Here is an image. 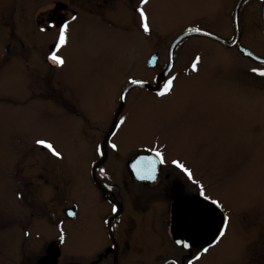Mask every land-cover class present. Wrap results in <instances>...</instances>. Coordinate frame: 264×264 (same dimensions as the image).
<instances>
[{
    "label": "rangeland",
    "instance_id": "rangeland-1",
    "mask_svg": "<svg viewBox=\"0 0 264 264\" xmlns=\"http://www.w3.org/2000/svg\"><path fill=\"white\" fill-rule=\"evenodd\" d=\"M54 1L0 0V264L81 262L98 238L92 214L97 212L93 205L99 195L86 177L91 152L82 124L68 117L77 115L76 106L62 108L68 115L60 113L49 101L53 89L76 90L91 117H111L110 107L117 103L120 89L129 79L161 74L164 67L149 72L146 62L157 54L166 64L169 46L189 28L205 30L226 43L235 39L236 0H149L144 8L150 34L139 28L130 0L118 4L106 0L105 23H94L90 15L78 12L69 42L59 52L66 60L63 68L50 72L39 62L36 69L30 66L26 71L21 58L33 53L30 46L49 43L41 39L44 34L38 38V30L32 32L34 18L40 10L51 9ZM57 1L68 5V0ZM239 8L234 49L190 37L175 52L173 73L178 83L167 98L144 93L127 98L115 165L118 170L130 154L149 148L161 149L167 162L179 159L201 178L205 193L222 202L237 228L248 230L250 250L257 254L258 246H264V77L251 69L264 66L239 54L236 47L264 59V5L261 11V5L251 0L242 12ZM34 48L39 52V45ZM34 55L30 65L36 63ZM196 57L200 61L193 71ZM110 73L118 77L105 83ZM197 74L200 80L193 84ZM59 76L62 86L55 80ZM58 101V106L65 102ZM87 122L85 134L91 132L93 141L100 140L102 126ZM38 138L52 141L62 158L33 148L38 147L34 144ZM76 201L88 233L83 238L80 224L76 240L65 233L60 243L61 230L54 225L67 232L62 211ZM233 223L229 232L237 231ZM241 235L239 231V239ZM239 239L226 236V248L204 257L201 264H230L239 255Z\"/></svg>",
    "mask_w": 264,
    "mask_h": 264
},
{
    "label": "flooded vegetation",
    "instance_id": "flooded-vegetation-1",
    "mask_svg": "<svg viewBox=\"0 0 264 264\" xmlns=\"http://www.w3.org/2000/svg\"><path fill=\"white\" fill-rule=\"evenodd\" d=\"M114 1L118 4L121 0ZM249 1L251 0H242L240 2V12L243 11ZM252 1H255V4L261 5L260 10H263L264 0ZM238 2L239 0H236V4ZM53 3L54 5L51 9L45 11L40 10V12L34 18V28L32 32L35 33L36 30H38V38L41 37L39 36V34H44L41 39L44 38V40L48 41L49 43L43 42L41 44H38L40 50L37 53L34 47L38 45L34 46L35 44H32L30 46V50L32 49L33 53L30 54L29 57L23 55L22 57L24 58H21L23 68H25L26 71H28L27 68H29L30 66L36 69V66L39 62H43L44 66H46V69L50 72L61 69L56 68V66L53 65L51 61L47 60V55L49 53V50L53 46V41H49L45 37V35H48L51 40V38H55L56 34L55 31L43 33L40 31V28L44 27L46 23L52 22L53 19L58 20L60 18H68L70 20L71 15L73 14L78 18V12L90 15L95 19L94 23L98 20L102 23H105L106 0H68V5L55 0ZM91 3H93L92 6L90 5ZM131 4L133 5L132 12H134L138 17V13L135 11V7L139 5V0H130V7ZM236 4L234 5L236 6ZM235 6L233 7V9L235 8ZM34 36L36 35L34 34ZM35 38L37 37H34V39ZM23 40L25 39L23 38L22 43L20 42L22 47L27 45V43ZM43 46H45L44 49ZM232 49H234V47ZM33 55L34 59L36 58V63H33L34 65H30L29 61H31L30 59L33 57ZM166 56V64L160 63V58L158 55L156 66L154 68L146 67L147 71L152 72L159 65L165 68L168 62V55ZM176 57L177 54L174 53L173 67L169 71V73L159 82V85L162 86L166 77L175 76V73H173V68L177 59ZM162 69L159 71L160 73L164 70ZM159 75L160 74H154L149 78L138 79L145 81V83H148L150 87L143 89L132 88L125 93L126 100L122 101V107L120 109L116 122L118 121V118L120 116L125 117L127 104L129 101L127 100V98L130 97V95L134 94L133 98L135 99L137 94L144 93L147 94V96H153L158 100L167 98L170 95L169 94L166 97L156 96V91L158 89L153 90V88L157 86ZM198 75L199 74L195 76L198 78L196 80L194 79L193 84H195V81L200 80V75ZM115 77L117 78L118 76L115 74ZM115 77L112 73H110L109 76L104 78V82L106 81V79L110 82L113 79L115 81ZM61 79L62 78L60 76L58 78L55 77V80L62 86ZM176 83H178L177 80L174 81V90L176 89ZM129 84L130 83H127L123 88L120 89L119 96L121 95L122 90ZM110 85L111 84H109V86ZM28 87H30V85H28ZM52 91H54V95L52 94L51 96H49L51 98V100L49 101L57 106L60 113L68 115V111L62 109L65 106L68 109L70 107L71 109H73L72 106L75 105L77 108V115L74 116L75 118L70 117L69 115L68 117L75 120L77 123L82 124L83 136L87 140L88 149L91 152L92 158L91 163L89 164V169L86 172V177L91 188L94 189V191L96 190L97 194L99 195V198L94 199L95 202L93 205L94 210H96L97 212L92 214V218H94L95 227L98 234L95 247H91L92 249H90V251L88 252L89 255L83 256L81 262H75L74 260H72L67 264H174V262L175 264H187V260L191 258V253H194L196 251V248H193L190 253L189 250H181L179 246L173 243L174 239L172 236L171 206L173 200L179 196L189 199H201L198 194L199 189L197 187V184L189 181L187 177L179 171V169H176L170 162L167 161L164 165H160L157 162L155 180L139 179L136 174V168H140L141 171L144 172L150 169V161L156 160L155 151L152 150L154 148L142 149L132 155L130 154L122 167H120L118 170L116 169V157H119V142L117 141V136L119 134V131L124 127L123 126L121 129L115 128L114 125L116 122L113 125L116 114L118 112V108L121 104L119 96L117 98V103L114 102L113 106L110 107V109L112 108V110L110 111L111 117L108 116L104 117L103 119H97L90 116L91 110L86 109L87 104L85 103V99L82 98L76 90L68 89L65 92V90L60 87L59 90L58 88H56ZM28 92L32 94L29 89ZM34 93H36V90L34 91ZM60 99L65 100V102L63 103V105L58 106V100ZM70 100L71 106L68 107V102ZM87 111L89 112L87 113ZM72 113L73 111L71 110V114ZM81 113L84 115L81 116ZM87 120H89L90 124L98 125V127L99 125L102 126L103 133L99 138L100 140L93 141L92 139L95 137V135H93L91 132H89V134H85V129L89 131V129L86 127V124H88ZM114 132L116 133V135H112V133ZM110 143L117 144L118 151H114L113 149H111V147H109ZM97 144L101 145L104 155L97 154ZM33 148L37 149L40 152H47L39 146L37 148ZM155 149L161 151V149L159 148ZM150 155H154V157L148 158L150 157ZM139 157H147V159L142 161L140 165L132 164L133 162H136ZM134 165H136V168L133 167ZM191 171L193 174V178L200 184H202L201 178L196 175V173L193 172L192 169ZM16 186L22 187L20 185ZM78 205V201L73 202L71 203L70 207L65 208L62 211L65 222L67 226H69L67 232L66 230L64 232V234H67V239L69 237L75 239L74 235L80 233L79 228H81V225L83 230V232L81 230V233H83V238H85L88 233L84 229V222L86 220V217L83 215V218H79L78 216ZM113 205L116 206L118 211H112ZM216 211L217 213L214 218L215 223H219L224 215L230 217L229 224L230 221L231 223H233L231 217L232 214L230 212L225 211L223 208L216 209ZM69 213H73V215H69ZM54 226H56V230L62 229L60 225ZM233 228L237 229V231L229 232L228 229L227 236L237 237L239 239V231L242 232V235L239 239L241 240L240 251H238L239 255L237 258L232 260L230 264H264V246L259 245V250L256 254L254 249L250 250L249 242L252 239L250 241L248 240V230L246 232L244 231V229H238L236 223H233ZM211 236L212 232H207L197 243L196 247L198 248L205 242H210ZM225 244L226 242L225 240H223L215 248L210 249L209 253L203 255L201 260L194 261V264H201L203 258L207 257L209 254L220 253L226 248ZM230 248L231 247H229L228 249ZM260 248H262L263 250L261 251ZM214 263H216V261H214ZM51 264H57V261L55 260V262H51Z\"/></svg>",
    "mask_w": 264,
    "mask_h": 264
},
{
    "label": "snow or ice",
    "instance_id": "snow-or-ice-1",
    "mask_svg": "<svg viewBox=\"0 0 264 264\" xmlns=\"http://www.w3.org/2000/svg\"><path fill=\"white\" fill-rule=\"evenodd\" d=\"M149 3V0H139V5L135 7V11L138 13L139 16V23L138 26L143 30L145 34H150L151 29L149 26V16L145 11L144 6ZM54 16V14H53ZM77 20L76 15H71L70 20L68 18H60V19H53L52 22L46 23L44 27L40 28V31L43 32H52L55 31V38L53 40V46L49 50L47 55V60L51 61L56 68H63L66 64V60L64 57L59 55V52L62 48L67 46L69 42V30L72 22ZM189 32H200L201 29L199 28H189ZM208 35V33H204ZM251 55V53H249ZM200 61V57H196L192 63L193 71L197 70V65ZM154 61H150L153 63ZM253 73H258L259 76L264 77V70H257L256 68L251 69ZM176 80L175 76H169L164 79V82L161 85L157 84V91L156 96L158 97H166L171 94L174 90V81ZM128 83L132 85H141L145 83L143 80L138 79H129ZM121 101L126 100V96L121 94L119 96ZM127 117L120 116L118 121L115 123L114 127L117 129H121L126 123ZM112 135H116V133H112ZM36 146L46 150L51 156L56 157L58 159L62 158V153L57 150L54 146L53 142L48 139L38 138L34 141ZM109 147L114 151H118V145L115 143H110ZM155 151L156 160L150 161L151 167L148 171L144 172L141 171L140 168H136V165H140L142 161L147 159L146 157H140L136 161V165L133 167L136 168V174L139 179H156V164L157 162L160 165H164L166 163L165 153L158 150L152 149ZM96 152L99 155H104L101 145H96ZM170 163L176 168L179 169L181 173H183L189 181L197 184L199 189V196L202 198L203 201L207 203H195L187 208L182 210L179 225H178V232L177 235L179 238L175 239L173 243L180 247L181 250H191L196 248L194 253H191V258L187 260V264H194V261L201 260L202 256L209 253L210 249L215 248L219 245L227 236L228 227H229V220L230 217L224 215L219 223L214 222L215 217V210L222 209L223 204L219 199H213L210 196L206 195L205 188L202 184L196 181L193 178L192 171L189 167H187L184 163H182L179 159H172ZM103 171V170H101ZM19 195V194H18ZM112 211L116 212L118 209L115 205L112 206ZM69 215H73V213H69ZM59 227V226H58ZM211 231V241L205 242L201 244L198 248L196 247L197 243L201 240V238L207 233ZM25 236H28L29 233L25 232ZM60 243H64L65 235L63 230L61 229L59 237ZM175 264V262H174Z\"/></svg>",
    "mask_w": 264,
    "mask_h": 264
},
{
    "label": "water",
    "instance_id": "water-1",
    "mask_svg": "<svg viewBox=\"0 0 264 264\" xmlns=\"http://www.w3.org/2000/svg\"><path fill=\"white\" fill-rule=\"evenodd\" d=\"M242 0H239L238 4H237V7L235 8L234 10V14H233V21H234V30H235V39L231 42V43H226L224 40L212 35V34H209L208 35H205L204 33H207V32H204V31H200V32H189V31H186L182 34H180L178 37H176L173 42L171 43L170 47H169V50H168V56H169V62H168V65L167 67L165 68V70L160 74L159 76V80L157 82V84H159V82L166 76V74L168 73V71L171 69L172 67V62H173V52H174V49L175 47L180 44L182 41L190 38V37H202V38H207L209 40H212V41H215L225 47H232L235 45L236 41H237V38H238V26H237V13H238V6H239V3L241 2ZM237 50L244 56V57H248L250 58L251 60L255 61V62H258L260 64H264V59H261V58H258L257 56H255L254 54H252L251 52H249L248 50L244 49L243 47H237ZM249 53H251V55H249ZM150 61H154L153 63H150ZM157 61V56L154 55L152 56L150 59H149V62H148V65L147 67L149 68H153L155 66V63ZM149 87V84L147 83H144L143 86L141 85H132L130 84L129 86H127L122 94L125 95V93L129 90V89H132V88H140V89H143V88H147ZM157 88H154L153 90H156ZM122 107V102L118 108V112L116 114V117H115V120L113 122V125L114 123L116 122V119L119 115V112H120V109ZM136 164V163H135ZM195 203H207L206 201H203L202 199H189V198H185V197H177L174 199L173 203H172V207H171V217H172V236H173V239H177L179 238V236L177 235V232H178V225H179V221H180V217H181V213H182V210L187 208L188 206L192 205V204H195ZM216 211H215V215H216ZM215 218V217H214ZM45 264H51V261L50 260H47L45 262Z\"/></svg>",
    "mask_w": 264,
    "mask_h": 264
}]
</instances>
